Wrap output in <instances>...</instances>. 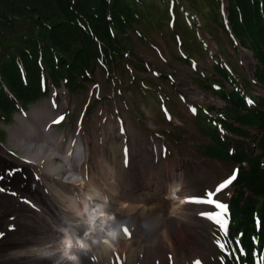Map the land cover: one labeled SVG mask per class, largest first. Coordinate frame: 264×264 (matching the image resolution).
Returning a JSON list of instances; mask_svg holds the SVG:
<instances>
[{
	"label": "trees",
	"instance_id": "16d2710c",
	"mask_svg": "<svg viewBox=\"0 0 264 264\" xmlns=\"http://www.w3.org/2000/svg\"><path fill=\"white\" fill-rule=\"evenodd\" d=\"M154 1L171 28L194 38L198 29L212 30L210 21L233 51L250 50L253 79L264 86V0ZM169 9L179 10L172 21ZM158 11L148 0H0V119L46 97L49 83L73 92L92 82L97 69L110 75L126 61L141 62L133 39H145L142 25L158 23ZM215 55L224 61L223 49ZM227 56L225 66L215 61L204 84L224 105L196 106L209 140L201 154L237 170L224 196L227 223L217 232L221 264H264V96L235 76L238 60Z\"/></svg>",
	"mask_w": 264,
	"mask_h": 264
},
{
	"label": "rangeland",
	"instance_id": "374dc122",
	"mask_svg": "<svg viewBox=\"0 0 264 264\" xmlns=\"http://www.w3.org/2000/svg\"><path fill=\"white\" fill-rule=\"evenodd\" d=\"M158 2L148 0V5L152 8L156 7L159 10L158 13H160L161 8ZM178 11L175 10V12ZM164 17L166 15L161 12L160 19L157 20L159 21L158 23L149 22V27L142 25V28H144L142 31L143 35H147L142 42L133 39L135 41L133 45L134 58L137 60L141 58V62L126 61L124 70L123 68H118L116 69L117 71L114 70L112 74L114 77L110 74L111 78L105 75L103 69H97L94 80L91 83L71 93L61 86L56 91L52 90L51 87L49 94L45 98L29 105L24 109V113H15L10 120L3 118V122H0V159L7 162L3 164V167L4 165L12 164L13 167L22 171L21 173H16L13 177H7L1 184L14 185L16 192L17 190L20 191L21 187H25L28 191L25 196L31 197V193L34 197L36 196L31 198L34 200L35 205L37 204V209L33 208L35 210H32V208H29L34 215H38L41 219H47L46 214L41 210V208L44 209V198L47 197L43 181L50 176L47 169L54 159L49 156L46 157L44 153L34 157L27 156L28 146L17 147L16 140L27 134L36 135V139L44 136L48 144L54 145L57 156H60V158L70 157L69 162L72 165L76 161L72 160L67 143L71 138L77 137V132H79L77 142L82 144L78 149V153H80L82 148L92 144L97 147L115 145L114 139L108 140V138L117 131L121 132L119 127L125 124L123 133L129 134L131 140H134V142L146 140L150 143L154 140L158 147L157 158L153 160L155 163L152 164V168L145 169L141 173V177L145 173L147 179L145 182L142 180L141 187L137 190L138 193H142V190L147 192L152 190L153 187H157L163 193V198L166 199L171 183H181L183 188L184 186L187 187L189 193L196 195L201 194L205 188L210 189L215 195L207 199L221 198L230 190L228 185H226L217 191L216 186L224 178L227 179L229 177L233 164L207 159V156L204 158L200 155L205 150V147L199 142H206L200 129L201 120L197 115L193 116V113L186 108L183 100L188 108L195 112L197 111L196 104L212 105L217 108L222 107L223 103L216 96L204 91L206 80L211 78L209 66L212 64V60L208 59L204 54L207 52L208 47L209 50L220 47L227 58V55L234 57V53L227 44L225 36L219 33L214 23L209 21L212 30L203 35L208 40V46L207 41L205 43L204 40H201L199 29L198 37L194 36L192 38L191 32L188 31L189 37L188 32H184L178 27H168L167 18L164 22L161 20ZM160 22L161 24L158 26ZM208 53L212 57L211 51H208ZM238 57L241 62L237 65V73L242 74L247 79L250 78L254 70L252 68L253 64L255 66L252 55L245 51L241 54L238 53ZM248 57L252 59L251 62ZM213 59L216 61L215 58ZM157 73H159V76L155 75ZM254 92L264 95V86L261 89L251 87V93L254 94ZM193 100H197V102ZM162 111L167 114L171 111L174 116L168 126L162 123L160 116ZM57 113H65L67 118L61 125L55 127L56 125L53 121ZM156 119L160 122H155ZM122 122L124 123L122 124ZM24 126L28 127L30 131L25 130ZM120 135L122 136V134ZM160 144L165 148L164 151L159 150L161 149ZM125 148L128 151L129 149L133 150V145H126ZM11 152L19 157L15 159ZM23 156L31 165H34H29L32 168L23 162L24 159L21 158ZM42 187L44 188L43 191L41 190ZM54 187L57 188L58 186ZM51 195L57 197L53 193ZM25 196L20 195V197ZM68 199L58 201L57 205L59 208H62ZM82 199L81 195V198L76 200V203L81 202ZM124 203H128L131 206L135 204L132 201ZM69 204H72V202L70 201ZM184 205L191 204H181V207L178 208L180 223H187L193 228L200 230L203 224L207 226L205 232L208 246L206 261L204 262L199 256H195L192 262L218 264L220 251L214 232L218 226L197 215V211L201 207H210L213 212L212 218L217 217L216 211L207 205L182 207ZM24 206L26 205L18 202V198H8L2 193L0 194V231L5 232L8 225L12 226L14 224L16 226V231L13 228L9 231L10 234L3 237V240L7 238V241L0 242L4 246H1V250L13 252L16 250L13 246L29 237V223L23 222H29L32 219L28 217L29 212ZM47 207L51 208L50 211L55 216L57 215L52 206L47 205ZM69 211L74 217L75 210L69 208ZM46 212L49 213V211ZM16 214L18 215L15 216ZM160 217L163 223H175L176 220H174L172 215L168 219L164 215H160ZM62 221L61 218H58L55 223ZM163 223L159 222L157 226L163 225ZM126 225L131 232L133 229L145 227L147 223H126ZM56 226L50 223L46 231H43L41 227L39 228L40 233L38 235L42 241L41 246H46L42 235L52 231ZM157 235L158 231H156L155 236L157 237ZM145 238L149 240V235L145 234ZM156 241L159 244L158 238H156ZM6 242H10V244ZM4 251L0 253L2 254ZM124 251L127 252L128 250ZM162 254L165 255L167 252L165 251ZM149 256H151V253ZM41 257L45 259V256ZM13 260L2 261L13 262ZM105 262L108 263V261ZM91 264H96V261H92ZM186 264L193 263L186 262Z\"/></svg>",
	"mask_w": 264,
	"mask_h": 264
},
{
	"label": "bare ground",
	"instance_id": "6f19581e",
	"mask_svg": "<svg viewBox=\"0 0 264 264\" xmlns=\"http://www.w3.org/2000/svg\"><path fill=\"white\" fill-rule=\"evenodd\" d=\"M248 59L251 62V58L248 57ZM26 128L28 127L24 126L25 130L30 131L29 128ZM35 137L36 135L32 136L31 134L22 135L16 140V143L17 147L28 146L27 156L34 157L44 153L46 157L54 159L51 162L52 165L50 164L47 169L50 176L43 181L47 197L44 198L45 205L41 210L46 214L47 219H41L26 208L29 212L28 217L32 219L29 222H23L29 223V237L13 246L16 248L13 252L1 250L2 244H0V252L4 251L2 254L0 253L1 260L14 259L13 262L16 264H65L57 251L62 232L67 230V232H73L72 235L80 234L83 229L81 224L83 216L77 215V213H81L87 204L97 201L104 203L107 210L115 215L119 224L147 223V225L133 229L131 233L134 234L129 239L121 235L111 251L105 252L97 248L89 254L81 255L80 264H91L94 260L96 264H117V261L119 264H186V262L193 263L192 260L195 256L206 261L208 246L205 232L207 226L203 224L201 230L195 229L187 223H180L181 219L178 216V208L181 207V204H185L182 201L184 196L189 194L187 187L183 188L181 183H171L166 199L163 198V193L157 187H153L147 192L146 190H142V193L137 192L141 187L142 180L145 182L147 179L145 173L142 177L141 173L145 169H151L152 164L155 163L153 160L157 158L158 147L154 140L152 143L146 140L134 142L129 134L117 131L108 138V140L114 139L115 145L97 147L92 144L82 148L80 153H78V148L76 149V158H72L76 163L71 165L70 157L60 158L57 156L54 145L48 144L44 136L39 139ZM126 145H133V150L129 149L128 151L125 148ZM68 146L70 151V143ZM160 146L159 150L164 151L163 145L160 144ZM125 158L126 160H124ZM23 162L28 166H34L29 161L23 160ZM56 185L57 188L54 187ZM10 187L16 191L14 185ZM42 188L43 191L44 188ZM17 192L21 196H25L28 191L25 187H21V190H17ZM51 193L57 197L52 196ZM81 195L83 199L76 203ZM31 197L35 198L36 196L34 197L31 193ZM66 198L69 199L65 201L62 208H59L57 202L64 201ZM70 201L72 204H69ZM126 201H132L135 204L131 206L128 203L125 204ZM15 204L18 205L16 202ZM121 204H124L125 207L121 208ZM47 205L55 209L56 216ZM191 205L182 207H191ZM69 208L75 210L74 217H72ZM160 215L167 216V219L171 215L174 216L175 223H163ZM176 216L178 217L176 218ZM58 218L63 221L55 223ZM159 222H162L163 225L157 226ZM50 223L57 226L42 235L46 246H41L42 241L38 235L39 228L46 231ZM156 231H158L157 237L155 236ZM145 234L149 235V240L145 238ZM156 238H158L159 244L156 243ZM6 243L10 244V242ZM165 251L167 254L163 255L162 253ZM150 253L151 256H149ZM41 256H45V259ZM92 257L95 259L93 260Z\"/></svg>",
	"mask_w": 264,
	"mask_h": 264
},
{
	"label": "clouds",
	"instance_id": "9594fccd",
	"mask_svg": "<svg viewBox=\"0 0 264 264\" xmlns=\"http://www.w3.org/2000/svg\"><path fill=\"white\" fill-rule=\"evenodd\" d=\"M77 215L83 216L81 233L72 235L62 232L58 241L57 251L65 264H80V256L89 254L93 249L113 250L122 234L115 215L106 210L104 203H96Z\"/></svg>",
	"mask_w": 264,
	"mask_h": 264
},
{
	"label": "snow or ice",
	"instance_id": "6c2138e0",
	"mask_svg": "<svg viewBox=\"0 0 264 264\" xmlns=\"http://www.w3.org/2000/svg\"><path fill=\"white\" fill-rule=\"evenodd\" d=\"M214 87H217L216 85H214ZM249 103H251V101H249ZM165 115H167V113H165ZM53 122H58V121H53ZM47 127V125H46ZM120 131L123 133L125 131L124 128H120ZM236 173L237 170L233 169L232 170V174L231 176H229L227 179L222 180L217 186H216V190L219 191L220 189L224 188L227 184H229L233 179H235L236 177ZM87 178V174L85 172V179ZM4 189L0 188V192H3ZM214 192L210 189L205 188L201 194L196 195V194H192L189 193L187 195L184 196V200L182 202L184 203H190V204H200V205H207V206H211V205H215L216 208L219 209H225L226 206L223 203H220L218 198L216 199H207L208 197H212L214 196ZM78 214V213H77ZM197 215L200 217H203L205 219H210L213 216V212L211 210L210 207H201L198 211H197ZM221 228H225V224L223 221H216ZM121 226V232L123 233L124 236H128L130 234V230L128 227H126L123 224H120ZM0 235H3V233H0ZM243 251V249L241 248V252ZM92 259L94 260L95 257H92ZM117 264H119V261H117ZM193 264H199V261H194Z\"/></svg>",
	"mask_w": 264,
	"mask_h": 264
},
{
	"label": "crops",
	"instance_id": "0c3cea01",
	"mask_svg": "<svg viewBox=\"0 0 264 264\" xmlns=\"http://www.w3.org/2000/svg\"><path fill=\"white\" fill-rule=\"evenodd\" d=\"M200 143H201L202 145H203V144H206V142H200Z\"/></svg>",
	"mask_w": 264,
	"mask_h": 264
}]
</instances>
